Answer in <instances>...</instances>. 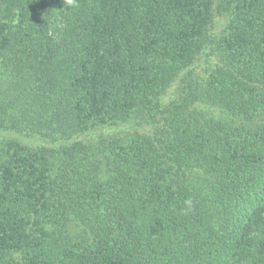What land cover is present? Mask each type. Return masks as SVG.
I'll return each instance as SVG.
<instances>
[{
	"label": "trees",
	"instance_id": "obj_1",
	"mask_svg": "<svg viewBox=\"0 0 264 264\" xmlns=\"http://www.w3.org/2000/svg\"><path fill=\"white\" fill-rule=\"evenodd\" d=\"M0 264H264V0H0Z\"/></svg>",
	"mask_w": 264,
	"mask_h": 264
},
{
	"label": "clouds",
	"instance_id": "obj_2",
	"mask_svg": "<svg viewBox=\"0 0 264 264\" xmlns=\"http://www.w3.org/2000/svg\"><path fill=\"white\" fill-rule=\"evenodd\" d=\"M186 203L190 205L191 204V201H187Z\"/></svg>",
	"mask_w": 264,
	"mask_h": 264
}]
</instances>
